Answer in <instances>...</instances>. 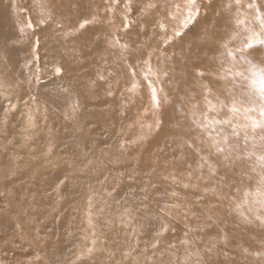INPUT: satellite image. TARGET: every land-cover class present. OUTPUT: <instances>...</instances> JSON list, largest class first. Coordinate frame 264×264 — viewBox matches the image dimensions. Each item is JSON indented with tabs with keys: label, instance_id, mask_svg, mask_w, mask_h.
Instances as JSON below:
<instances>
[{
	"label": "rangeland",
	"instance_id": "obj_1",
	"mask_svg": "<svg viewBox=\"0 0 264 264\" xmlns=\"http://www.w3.org/2000/svg\"><path fill=\"white\" fill-rule=\"evenodd\" d=\"M46 11V57L24 54V73L48 89L0 92V233L16 240L0 264H25L13 256L27 251L29 264H264L252 233L264 226V128L243 111L264 44L237 52L261 32L264 0H48ZM223 155L227 177L203 182L204 162Z\"/></svg>",
	"mask_w": 264,
	"mask_h": 264
},
{
	"label": "bare ground",
	"instance_id": "obj_2",
	"mask_svg": "<svg viewBox=\"0 0 264 264\" xmlns=\"http://www.w3.org/2000/svg\"><path fill=\"white\" fill-rule=\"evenodd\" d=\"M242 1V0H241ZM235 2V1H234ZM239 2V1H238ZM234 4V3H233ZM254 5V4H253ZM47 6H48V0H26V1H23L22 2V0L20 1V0H16V4L15 3H11L9 0H0V21L2 20V22H0V92H3V91H9L8 89H11V91H15V94H16V97H19V95H24L25 97L26 96H29V94L33 91V89L34 90H44V89H48V87H47V83L46 82H44V81H42L43 83H37V80H36V78L34 77V76H32V75H30V74H28L27 75V73H24V67H25V63H24V60L26 59V56H24V54L26 55L27 54V57H28V59L30 58V56H31V54H30V51L32 50V49H36L37 50V52L40 54L41 53V60L43 61L44 59H45V57H46V49H45V47L48 45V39H49V37H48V35L46 34L49 30V28H46V25H45V21L48 19V17L46 16L47 15V11H46V9H47ZM234 7V6H233ZM238 7V6H237ZM236 7V8H237ZM7 9V11H8V13L10 14V16H14V18H13V21H11V20H8L5 16H4V9ZM22 8H25V10H21ZM11 11H10V10ZM31 9H33V11H30ZM50 9H51V7H50ZM234 9H235V7H234ZM238 9V8H237ZM239 10V9H238ZM237 10V11H238ZM255 10V9H254ZM262 11V10H261ZM27 12L28 13H30V18H28V17H26V15H27ZM235 12V11H234ZM239 12H241V10L239 11ZM264 12V11H263ZM21 14V15H20ZM234 14V13H233ZM236 14V13H235ZM21 16H23L24 18H21ZM234 16V15H233ZM245 16V15H244ZM80 17V16H79ZM254 18V17H253ZM19 19H21V20H23V21H20V22H18L19 21ZM30 19V20H29ZM250 19V18H249ZM77 20V19H76ZM258 20V19H257ZM33 22L34 23V26L33 27H30V25L28 26V27H30V28H28L27 27V24H26V22ZM234 21V20H233ZM42 23L40 26H41V28L39 29L38 28V24L39 23ZM256 22V21H255ZM3 23V24H2ZM246 23V22H245ZM250 23V22H249ZM76 26V25H75ZM242 26H243V24H242ZM245 26H246V24H245ZM247 27L249 28V25H247ZM253 27V26H252ZM228 29V28H227ZM252 30V29H251ZM20 34L22 35V39H21V36H20ZM225 34H226V32H225ZM231 34V33H230ZM234 34V33H233ZM50 35V34H49ZM18 36H20V38H18ZM243 36V35H242ZM82 38V37H81ZM240 38V37H239ZM246 38V37H245ZM238 39V38H237ZM239 40V39H238ZM238 40H237V42H238ZM81 42V41H80ZM242 42V41H241ZM23 43H25V44H23ZM83 43V42H82ZM84 43H86V42H84ZM45 44H46V46H45ZM232 44V43H231ZM237 44V43H236ZM36 45H37V47H36ZM95 45V44H94ZM24 46H26V49L24 48ZM236 46V45H235ZM239 46V45H238ZM228 48V47H227ZM234 48V47H233ZM226 49V48H225ZM235 49V48H234ZM259 49V48H258ZM257 49V50H258ZM137 51V50H136ZM255 51V50H254ZM232 52H234V51H232ZM238 52V51H237ZM138 53H140V52H138ZM225 53V52H224ZM240 54H242L241 52H239ZM252 53V52H251ZM137 54V53H136ZM248 54V53H247ZM250 54V53H249ZM253 54H254V52H253ZM255 54H257V53H255ZM132 55V54H131ZM138 55H140V54H137V56ZM238 55V54H237ZM258 55H260V54H258ZM136 56V55H135ZM259 57H261V58H264L262 55H260ZM137 58V57H136ZM138 58H140V57H138ZM138 58L136 59V60H138ZM229 58H231V57H229ZM27 59V60H28ZM141 59H142V55H141ZM258 59V58H257ZM132 60H133V58H132ZM260 60V59H259ZM262 60V59H261ZM228 61H230V60H228ZM257 62H259V61H257ZM207 63V62H206ZM230 63V62H229ZM228 63V64H229ZM131 64V63H130ZM136 64V63H135ZM234 64H235V62H234ZM137 65V64H136ZM209 65V64H208ZM233 65V64H232ZM130 66V65H129ZM137 66H139V65H137ZM229 66V65H228ZM264 66V65H263ZM41 67H42V72L40 73V75L39 76H41L40 78V80H44L45 78H46V69H45V67H44V65H41ZM118 67V66H117ZM211 67H212V65H211ZM105 68V67H104ZM136 68V67H135ZM140 68V67H139ZM120 69V68H119ZM137 69H138V67H137ZM212 69V68H211ZM136 70V69H135ZM140 71V70H139ZM138 71V72H139ZM142 71V70H141ZM146 71V70H145ZM210 71H213V70H210ZM215 71V70H214ZM216 71H217V69H216ZM221 71V70H220ZM219 71V72H220ZM144 72V71H143ZM239 72H241V71H239ZM142 73V72H141ZM218 73V72H217ZM221 73V72H220ZM229 73V72H228ZM231 74H232V72H230ZM137 74V73H136ZM116 75V74H115ZM138 75V74H137ZM218 75V74H217ZM222 75V74H221ZM230 75V74H229ZM233 75V74H232ZM248 75V74H247ZM12 76V77H11ZM28 76V77H27ZM124 76V75H123ZM141 75H139V77H140ZM223 77H225L224 75H223ZM233 77V76H232ZM247 77V76H246ZM253 77H255V76H253ZM141 78V80H142V77H140ZM216 78V77H215ZM218 78V77H217ZM117 79V78H116ZM137 79H138V77H137ZM220 79V78H219ZM227 79V78H226ZM202 80H204V79H202ZM217 80V79H216ZM116 81V80H115ZM121 81V80H120ZM205 81V80H204ZM228 81H230V80H228ZM207 82V81H206ZM206 82L204 83V84H206ZM225 81H223L222 83H224ZM233 82H235V80L234 81H232V83ZM247 82V81H246ZM107 83V82H106ZM112 83V82H111ZM125 83V82H124ZM140 83V82H139ZM141 83H143V81L141 82ZM172 83V82H171ZM171 83H168V84H170L171 85ZM210 83V82H209ZM212 83V82H211ZM211 83L209 84L210 86H211ZM228 83V82H227ZM231 83V84H232ZM117 84V83H116ZM118 84H120V83H118ZM173 84V83H172ZM225 84V83H224ZM230 84V83H229ZM235 84V83H234ZM246 84V83H245ZM203 85V84H202ZM223 85V84H222ZM108 86V85H107ZM118 86H120V85H118ZM125 86V85H124ZM171 86H173V85H171ZM235 86V85H234ZM241 86V85H240ZM121 87V86H120ZM142 87V86H141ZM205 88H206V86H204ZM212 87V86H211ZM210 87V88H211ZM238 86H236V88H237ZM245 87V86H244ZM139 88V87H138ZM137 88V89H138ZM178 89H179V87H177ZM182 88V87H181ZM218 88H219V86H218ZM218 88H216V90H220V89H218ZM229 88H231V87H229ZM254 88V87H253ZM123 89V88H122ZM184 89V88H183ZM209 89V88H208ZM221 89H223V86L221 87ZM232 89H233V91L236 93V91L234 90V88L232 87ZM250 89V88H249ZM142 90V89H141ZM140 90V91H141ZM203 90H205V89H202V91ZM211 90H212V88H211ZM214 90V89H213ZM225 90V89H224ZM236 90H238V89H236ZM239 90H242V89H239ZM238 90V91H239ZM139 91V92H140ZM143 91V90H142ZM183 91V90H182ZM227 91V90H226ZM245 91V90H244ZM253 91H255V90H253ZM127 92V91H126ZM138 92V91H137ZM184 92V91H183ZM190 92V91H189ZM208 92H209V90H208ZM217 92V91H216ZM221 92V91H220ZM231 92V91H230ZM230 92H229V94L227 95V97L228 96H230L231 94H230ZM233 92V93H234ZM240 92V91H239ZM129 93V92H128ZM133 93V92H132ZM187 93V92H186ZM210 93H213V92H211L210 91ZM219 93V92H218ZM225 93V92H224ZM223 93V94H224ZM232 93V94H233ZM235 93H234V96H235ZM241 93V92H240ZM28 94V95H27ZM119 94V93H118ZM122 94V93H121ZM131 94V93H130ZM130 94H128V95H130ZM141 94V93H140ZM183 94H185V93H183ZM196 94V93H195ZM194 94V95H195ZM221 94H222V92H221ZM245 94V93H244ZM116 95V94H115ZM226 95V94H225ZM196 97H197V95H195ZM204 96H205V94H204ZM214 96V95H213ZM224 96V95H223ZM234 96H232V97H234ZM247 96V95H246ZM131 97V96H130ZM186 97H188V96H186ZM249 97V96H248ZM253 97V96H252ZM134 98V97H133ZM185 98V97H184ZM211 97H209V99H210ZM216 98H217V96H216ZM231 98V97H230ZM124 99V98H123ZM132 99V98H131ZM188 99H190V98H188ZM215 99V98H214ZM213 99V100H214ZM218 99V98H217ZM237 99V98H236ZM247 99V98H246ZM14 100H15V103H19V101L17 100V98H14ZM196 100V99H195ZM218 100H220V99H218ZM250 100V99H249ZM131 101V100H130ZM211 102H212V100H210ZM237 101V100H236ZM240 101V100H239ZM132 102V101H131ZM130 102V103H131ZM134 102H135V100H134ZM133 102V103H134ZM181 102H183L182 100H181ZM238 102V101H237ZM239 103V102H238ZM135 104V103H134ZM176 104V103H175ZM188 104H191V103H189L188 102ZM216 104H218V103H216ZM221 104H222V102H221ZM177 105V104H176ZM134 106V105H133ZM189 106V105H188ZM193 106V105H192ZM191 106V107H192ZM132 107V106H131ZM196 107V106H195ZM221 107H226V106H221L220 105V108ZM246 107H248V106H246ZM184 108H185V106H184ZM244 108V107H243ZM92 109V108H91ZM134 109H135V107H134ZM187 109V108H186ZM189 109V108H188ZM199 109V108H198ZM225 109V108H224ZM85 110V109H84ZM137 110V109H136ZM200 110V109H199ZM223 110V109H222ZM226 110H227V108H226ZM89 111V110H88ZM189 111V110H188ZM196 111H198V110H196ZM133 112H135V111H133ZM140 111H138V113H139ZM132 113V112H131ZM136 113V112H135ZM134 113V114H135ZM190 113L192 114V112H191V110H190ZM199 113V112H198ZM219 113H220V111H219ZM223 113H225V112H223ZM227 114V113H226ZM229 114V113H228ZM198 115V114H197ZM200 115V114H199ZM133 116V115H132ZM220 116V115H219ZM226 116V115H225ZM199 117V116H198ZM202 117H203V115H202ZM201 117V118H202ZM235 118L237 117V115L236 116H234ZM234 117H231V118H234ZM134 118H135V116H134ZM140 118H142V116L140 117ZM220 118H222L223 119V117L221 116ZM143 119V118H142ZM180 119V118H179ZM228 119H229V117H228ZM228 119H226L225 118V120H227L228 121ZM201 120V119H200ZM204 120V119H203ZM224 120V119H223ZM222 120V121H223ZM224 120V121H225ZM237 120V119H236ZM241 120H242V118H241ZM235 121V120H234ZM229 122V121H228ZM238 122V121H237ZM241 122H243V121H241ZM170 123V122H169ZM223 123V122H222ZM225 123V122H224ZM173 124V123H172ZM184 124V123H183ZM216 124H218V123H216ZM226 124V123H225ZM225 124H223L224 126H225ZM237 124V123H236ZM211 125V124H210ZM213 125H215V124H213ZM232 126V125H231ZM59 127V126H58ZM216 127V126H215ZM217 127H218V125H217ZM220 127V126H219ZM218 127V128H219ZM223 127V126H222ZM251 128V127H250ZM220 129V128H219ZM218 129V130H219ZM227 128H225V130H226ZM177 130V129H176ZM175 130V131H176ZM193 129H191L190 131H192ZM210 130V129H209ZM216 130H217V128H216ZM241 130V129H240ZM181 131V130H180ZM227 131V130H226ZM187 132V131H186ZM185 132V133H186ZM211 132V131H210ZM56 133V132H55ZM169 133V132H168ZM172 133V132H171ZM175 133H177V132H175ZM189 133L190 132H188V135H189ZM192 133H196V131L195 132H193L192 131ZM191 133V134H192ZM203 133V132H202ZM209 133V132H208ZM230 133V132H229ZM134 134H135V132H134ZM141 134V133H140ZM173 134V133H172ZM171 134V135H172ZM180 134H184V133H178V135L180 136ZM174 135V134H173ZM177 135V136H178ZM222 135V134H221ZM250 135V134H249ZM175 136V135H174ZM178 136V137H179ZM200 136V135H199ZM209 136H210V134H209ZM212 136H213V134H212ZM247 136V135H246ZM251 136V135H250ZM183 137H184V135H183ZM183 137H181L182 139H183ZM205 137H207L206 136V134H205ZM252 137V136H251ZM132 138V137H131ZM173 138H175V137H173ZM180 138V137H179ZM203 138V137H202ZM128 139V138H127ZM176 140L178 139V138H175ZM190 139H192V138H190ZM204 139V138H203ZM178 140H180V139H178ZM184 140V139H183ZM231 140V139H230ZM228 141V140H227ZM232 141V140H231ZM230 141V142H231ZM254 141V140H253ZM175 142V141H174ZM184 142V141H183ZM196 142V141H195ZM229 142V141H228ZM227 142V143H228ZM233 142H236V141H233ZM247 142V141H246ZM185 143L187 144V142L185 141ZM185 143H183V144H185ZM191 143V142H190ZM189 143V144H190ZM196 143H198V142H196ZM201 143V142H200ZM208 142H205V144H207ZM226 143V142H225ZM226 143V144H227ZM247 143H249V142H247ZM252 143V142H251ZM182 144V143H181ZM195 144V143H194ZM202 144V143H201ZM225 144V145H226ZM232 144V143H231ZM237 145H238V143H236ZM119 145V144H118ZM193 145V144H192ZM224 145V144H223ZM204 146V145H203ZM236 146V145H235ZM232 147V145H231V147L232 148H236V147ZM241 146V145H240ZM239 146V148H241ZM115 147V146H114ZM156 148V147H155ZM180 149H181V147H179ZM202 148V147H201ZM157 149V148H156ZM183 149V148H182ZM181 149V150H182ZM204 149H206V148H204ZM244 149V148H243ZM185 150V149H184ZM187 150V149H186ZM195 150V149H194ZM231 150V149H230ZM245 150H246V148H245ZM157 151H158V149H157ZM193 151V150H192ZM235 151H236V149H235ZM237 151H240V150H238L237 149ZM236 151V152H237ZM247 151V150H246ZM175 152H177V151H175ZM200 152H201V150H200ZM207 152H208V150H207ZM236 152H234V153H236ZM186 153V152H185ZM237 153H239V152H237ZM175 155H178V153H174ZM192 154V153H191ZM199 154V153H198ZM201 154H203V153H201ZM208 154H209V152H208ZM240 154V153H239ZM255 154V153H254ZM152 155V154H151ZM154 155V154H153ZM183 155V154H182ZM207 154H205V156H206ZM250 155V154H249ZM261 155V154H260ZM196 156V155H195ZM198 156V155H197ZM234 156H236V154L234 155ZM160 157V156H159ZM163 157V156H162ZM174 157H176V156H174ZM182 157V156H181ZM189 157V156H188ZM199 157H200V155H199ZM208 157V156H207ZM211 157H212V155H211ZM224 157V158H223ZM223 157H215V159L213 160V159H211L212 161H208V162H206L205 160V162H204V169H205V171L208 173H211L210 175H206L205 176V178H203L204 180H203V182H206L207 184H221L223 181H224V177H227V174L225 173V163H227L228 162V160L227 159H225V155H223ZM263 157H264V155H263ZM165 158V157H164ZM187 158V157H186ZM192 158V157H191ZM190 158V159H191ZM196 158V157H195ZM163 159V158H162ZM181 159V158H180ZM209 159V158H208ZM230 159V158H229ZM183 160H185V159H183ZM188 160V159H187ZM193 160H195L196 161V159H193ZM239 160V159H238ZM242 160H244V159H242ZM165 161H166V158H165V160H164V162H163V160H162V162L163 163H165ZM178 161V160H177ZM199 161V160H198ZM197 161V162H198ZM190 162V161H189ZM232 162V161H231ZM163 163H161L162 165H163ZM183 163V162H182ZM193 162H191L190 164H192ZM197 164V163H196ZM199 164H200V162H199ZM184 165H185V163H184ZM257 165H259V164H257ZM193 166V165H192ZM200 166V165H199ZM209 166H211V167H214V166H216L215 168H214V171H212V170H210V168H209ZM228 167V166H227ZM193 168V167H192ZM200 168V167H199ZM194 169H195V167H194ZM203 169V170H204ZM195 170H197V169H195ZM202 170V172H204V173H206L205 171H203ZM206 173V174H207ZM202 174L203 173H201V176H202ZM200 176V175H199ZM182 177V176H181ZM200 178V177H199ZM208 178V179H207ZM218 179V181H217V179ZM222 180V182H221V180ZM185 180V179H184ZM221 183H220V182ZM192 184V183H191ZM226 185V184H222V187H224V186ZM226 187V186H225ZM250 188V187H249ZM252 190V189H251ZM255 202H257V201H255ZM0 210H1V205H0ZM228 227H230V225H228V224H226ZM1 228V227H0ZM7 228H11V226H9L8 224H6V228L5 229H7ZM261 230L262 231H259L258 229H255L252 233H254V234H261L262 236H263V238H261V242H260V245H261V248H264V226H261ZM7 240L8 239V236L7 235H4V234H2V233H0V244L2 243V241L1 240ZM8 241H9V243H10V246H5L4 248H2L1 247V245H0V252L3 254V256L2 255H0V256H2V257H0V260L1 261H3V259H6L7 258V253L6 252H10V248H11V250H13L14 249V244H16V240L15 241H13L12 239H8ZM6 243V242H5ZM17 247V246H16ZM2 249H5V250H2ZM4 252H5V254H4ZM16 252H17V249H16ZM30 254L28 253V251L26 252V253H20L19 255H17L16 256V254L13 256V258L18 262V261H20L21 263L23 262V263H25V264H29L30 263ZM14 264H15V262H14Z\"/></svg>",
	"mask_w": 264,
	"mask_h": 264
},
{
	"label": "snow or ice",
	"instance_id": "obj_3",
	"mask_svg": "<svg viewBox=\"0 0 264 264\" xmlns=\"http://www.w3.org/2000/svg\"><path fill=\"white\" fill-rule=\"evenodd\" d=\"M195 0H188V4L189 5H194ZM253 5H250V7H252ZM179 7V6H177ZM198 13V9L193 10L192 7H189L188 10V14L185 17L184 21H183V25L187 26V24L194 19V16ZM237 23H243V21H237ZM161 27H164L163 24H161ZM262 33H264V18H261V32H250L249 36L247 37V42L244 43L242 45L241 48L237 49V51H241L243 52L246 49H251L253 48L255 45L257 44H264V36H262ZM176 35H179V32L175 33ZM235 38V37H234ZM225 47H227V45H225ZM228 55L229 57L234 58V54L232 52L231 49L228 50ZM250 71H255L256 69V65L254 64H250ZM60 69L57 68V72H59ZM262 73H264V70H260ZM231 74V73H230ZM235 75H243V73L237 71L234 73ZM251 85L255 86L257 81L255 79L251 80ZM136 85L133 84V88H135ZM152 95H153V99L156 100V91L155 88L152 89ZM258 99L255 97H252L250 95L249 99L251 101V106L250 107H244L243 111L245 113V117L247 120H249L251 122V127L253 129L256 128H264V74H261L260 79H259V89H258V93H257ZM237 101L233 100L232 104H231V108L230 111L232 113H238L240 112V108L237 107ZM209 109L210 110H215V105H212L209 102ZM254 112H258L259 113V119H257L254 116L248 115L249 113H254ZM225 123H227L228 121H223ZM210 123L215 124V123H220V121H210ZM245 127H247V125H245ZM262 139H264V137H262ZM225 142H227V138L225 137ZM218 151H222V149H217ZM260 159L262 161H264V157H260ZM89 252H91V249L88 250Z\"/></svg>",
	"mask_w": 264,
	"mask_h": 264
}]
</instances>
